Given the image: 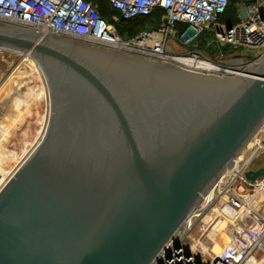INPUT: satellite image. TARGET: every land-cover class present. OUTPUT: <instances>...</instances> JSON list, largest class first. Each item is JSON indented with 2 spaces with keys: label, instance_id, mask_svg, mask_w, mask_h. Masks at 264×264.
I'll return each mask as SVG.
<instances>
[{
  "label": "water",
  "instance_id": "water-1",
  "mask_svg": "<svg viewBox=\"0 0 264 264\" xmlns=\"http://www.w3.org/2000/svg\"><path fill=\"white\" fill-rule=\"evenodd\" d=\"M6 32L0 47L60 59L90 89L64 122L43 71L45 131L0 187V264H149L264 120V57L204 73L57 39L87 47L70 56L50 33Z\"/></svg>",
  "mask_w": 264,
  "mask_h": 264
},
{
  "label": "built area",
  "instance_id": "built-area-1",
  "mask_svg": "<svg viewBox=\"0 0 264 264\" xmlns=\"http://www.w3.org/2000/svg\"><path fill=\"white\" fill-rule=\"evenodd\" d=\"M104 1L118 12L111 16V21L99 14L97 5L92 0H0V21L33 29L39 38L50 33L77 37L91 45L116 48L117 43L124 42L114 25L119 17H139L159 7L164 10V14L158 27L145 30L131 39L145 40L144 47L149 50L141 51L145 55L163 59V50L168 46L169 38L180 43L196 40L206 44L264 47V0H238L233 6L231 22L223 19L231 0ZM148 52H163L164 55ZM188 57L200 59L199 53H192ZM263 149L264 134L258 137L256 131L233 157L230 167L202 195V204L191 209L149 264H264V207L256 210L251 194L253 191L264 190V175L253 181L244 175L246 170L253 169V160ZM226 176L229 179L218 190L217 196L223 195L222 205L227 209L225 213L230 218L246 217L249 225L237 243L223 247L211 258H201L188 249L184 240L193 229L192 218L198 214L196 210H204L210 205L215 188ZM236 183L237 189L234 188ZM241 186H244V190ZM240 189L242 191H238Z\"/></svg>",
  "mask_w": 264,
  "mask_h": 264
},
{
  "label": "rangeland",
  "instance_id": "rangeland-1",
  "mask_svg": "<svg viewBox=\"0 0 264 264\" xmlns=\"http://www.w3.org/2000/svg\"><path fill=\"white\" fill-rule=\"evenodd\" d=\"M27 29L29 28L16 23L0 21V33L2 34L6 31H8L7 34L24 33ZM117 29L119 31L118 27ZM145 30L148 29H140L132 36H120L124 41L131 40ZM60 38L69 41L75 40L77 43L95 48L118 50L115 47L91 45L77 37L62 36ZM198 43L199 41L196 40L188 43L174 42L172 38H169L168 46L163 50L165 52L163 60L179 63L175 60L176 57H186L192 53H199L200 59L213 62L218 66V69L208 71L187 65L186 68L204 73L221 74L228 70H235V66L239 67L245 62L257 63L264 57V47H236L227 44H206V42H202L203 46L201 47ZM221 46L226 47L228 52L220 53L219 47ZM124 51L145 55L141 50ZM146 56L159 59L150 55ZM30 58L29 55L22 54L12 47H0V105L2 106L0 115V187L40 141L49 118L50 101H48L47 84L43 73L37 69L33 58ZM256 131L258 137L264 134V120ZM260 167H264V149L259 152L251 164L253 169ZM228 179L227 176L223 178L215 188L213 201L206 209L201 210L199 208L196 210L198 214L192 218L194 221L193 229L184 240L188 246L192 244L207 249L204 255L201 254L202 252L200 253L204 258H211L223 247L237 243L244 236L245 229L249 225L246 217L230 218L225 213L227 209L222 205L223 195L217 196L218 190L223 188ZM236 185L237 183L234 188L237 189ZM241 188L244 190V186ZM245 193L247 191L243 192V194ZM208 194L210 195L211 192ZM251 194L254 197L255 209H262L264 207V190L253 191ZM200 204L202 201L197 207Z\"/></svg>",
  "mask_w": 264,
  "mask_h": 264
},
{
  "label": "flooded vegetation",
  "instance_id": "flooded-vegetation-1",
  "mask_svg": "<svg viewBox=\"0 0 264 264\" xmlns=\"http://www.w3.org/2000/svg\"><path fill=\"white\" fill-rule=\"evenodd\" d=\"M18 34H21L24 38L33 37L38 39L35 30L30 28L27 29V31H24V33L22 32ZM60 37L62 36L47 34L43 39H45L44 41L46 43H49V46L59 49L70 56L80 55L82 51L87 48L65 47L56 41L57 39H60ZM37 56L39 57V61L34 56L30 55L34 60V63L37 64V69L42 73L45 70L47 73L56 98L55 106L58 109V115L63 118L65 122L70 117L76 115L79 106L78 100H80L81 95H84L89 91L90 87L82 76L69 64L50 55H41L38 53Z\"/></svg>",
  "mask_w": 264,
  "mask_h": 264
},
{
  "label": "trees",
  "instance_id": "trees-1",
  "mask_svg": "<svg viewBox=\"0 0 264 264\" xmlns=\"http://www.w3.org/2000/svg\"><path fill=\"white\" fill-rule=\"evenodd\" d=\"M97 5V9L99 14L106 20L111 21L112 15H117L118 12L112 9L107 2L104 0H92ZM238 0H231L230 5L227 7L226 14L223 16V19H227L231 22V19H233V6ZM250 1V0H245ZM164 14V10L161 8H155L151 13L129 18V19H122L119 17V19L114 22L115 28L117 32H119V35L122 36H132L136 33V31L140 29H155L158 27L161 18ZM235 20V17H234ZM119 28V31L117 29ZM201 47L203 46L202 42L199 41L198 43ZM220 53H227L228 51L226 47L221 46L219 47Z\"/></svg>",
  "mask_w": 264,
  "mask_h": 264
},
{
  "label": "bare ground",
  "instance_id": "bare-ground-1",
  "mask_svg": "<svg viewBox=\"0 0 264 264\" xmlns=\"http://www.w3.org/2000/svg\"><path fill=\"white\" fill-rule=\"evenodd\" d=\"M144 42H145V40L124 41L123 43H117L118 46L116 48L122 50L123 47H124V48H126L125 50L135 49V50H139V51L140 50L141 51H143V50L149 51V50H146L145 49V47H144V44L145 43ZM148 53H151V52H148ZM151 54H153V55L156 54V55H159V56H163L164 55L163 52H155V53L152 52ZM172 59H174V58H172ZM175 60H177L179 62V64L181 63V65H184V66H186V65L187 66H192V67L197 68V69L208 70V71L217 70V67H218V66H216L215 64H213L211 62H207L205 60H201V59H197V58H193V57H188V56H186V57H176ZM249 65L250 64H245L244 63V64H241V66H239V67L238 66L237 67H234V69L236 68L235 70L237 72L243 73ZM35 66L37 67V64H35ZM47 92H48V86H47ZM188 249H190L191 251H193L194 253H196L197 256H200L201 258H204L202 255H204L207 252V249H204L202 246H198V245L195 246V245H192V244H190L188 246Z\"/></svg>",
  "mask_w": 264,
  "mask_h": 264
}]
</instances>
